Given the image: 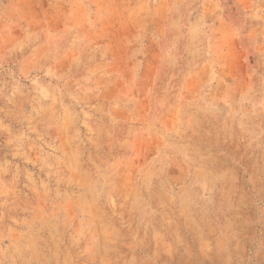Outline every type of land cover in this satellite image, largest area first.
<instances>
[{"label": "rangeland", "instance_id": "rangeland-1", "mask_svg": "<svg viewBox=\"0 0 264 264\" xmlns=\"http://www.w3.org/2000/svg\"><path fill=\"white\" fill-rule=\"evenodd\" d=\"M0 264H264V0H0Z\"/></svg>", "mask_w": 264, "mask_h": 264}]
</instances>
